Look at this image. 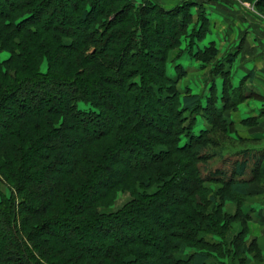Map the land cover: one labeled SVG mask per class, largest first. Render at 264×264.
I'll list each match as a JSON object with an SVG mask.
<instances>
[{"label":"trees","instance_id":"trees-1","mask_svg":"<svg viewBox=\"0 0 264 264\" xmlns=\"http://www.w3.org/2000/svg\"><path fill=\"white\" fill-rule=\"evenodd\" d=\"M193 5L0 0V264L249 263L244 235L227 234L250 219L243 199L264 150L225 152V139L248 141L223 114L254 93L232 87V55L212 65L209 95L180 93L187 69L173 61L217 55L196 47L208 21ZM119 191L132 199L100 213Z\"/></svg>","mask_w":264,"mask_h":264},{"label":"crops","instance_id":"crops-1","mask_svg":"<svg viewBox=\"0 0 264 264\" xmlns=\"http://www.w3.org/2000/svg\"><path fill=\"white\" fill-rule=\"evenodd\" d=\"M157 1L160 3L161 0ZM190 1L194 4L191 8L194 20L196 21L200 11L203 10L205 18L208 21V31L205 39L198 43L196 47L202 50L213 44L217 55L210 63L203 64L200 61H195L188 55V51L185 50L180 58H178L177 63L187 69V76L192 73L189 71L190 68H197L196 72L199 71L200 73L204 68H211V65L217 62L220 63L225 57L232 55L233 62L230 66V82L232 87L237 88L244 82L245 89L243 93L260 91L264 95V4L257 5L256 0L251 2L243 0ZM180 2L181 0H164L161 4L166 8H173L180 4ZM196 47L193 49V52ZM183 62L187 63V65L181 64ZM214 82L218 95V93H221L223 81L216 79ZM186 89L191 90L194 94H198L190 87ZM250 98H247L241 104H244ZM227 115H230L229 111H225L223 114L224 120L228 123ZM244 115L238 119L230 120L228 124L235 127H251L252 125H245L244 122H255V125L250 129L254 131L253 133L247 129L249 133L247 132L244 135L238 131L237 135L248 142H263L264 108L253 110ZM258 149L264 150V146ZM247 197L248 199L244 207L248 210L250 219L247 220L249 234L248 238H246V244H256L258 252L257 254H254V252L244 254L243 258L248 260V264H264V184L250 183ZM232 209L233 211L229 212L235 213L236 206ZM234 227L233 230L235 229L238 232L241 229L239 225H235ZM234 264L239 263L235 261Z\"/></svg>","mask_w":264,"mask_h":264},{"label":"rangeland","instance_id":"rangeland-1","mask_svg":"<svg viewBox=\"0 0 264 264\" xmlns=\"http://www.w3.org/2000/svg\"><path fill=\"white\" fill-rule=\"evenodd\" d=\"M132 1L135 4H138V3L140 4L142 2V0H132ZM155 1H157V0H155ZM163 1L164 0H161L160 3L158 1L157 2L165 9H172V8L164 7L161 4V2H163ZM170 1H172V0H170ZM183 1L184 0H181L180 4ZM170 7H171V5H170ZM167 35H168V31L164 32L161 36L156 37V41L161 42L162 39L164 37H166ZM186 45H187V41L185 39H183V42L181 43L180 48L174 50L171 53V56H170L171 60H169V62L167 63V72L169 73V75L172 76V75L175 74V72L173 71L174 70L173 69L174 63L178 60L177 56L180 55L179 52L180 51L183 52L186 49ZM7 57H8L7 53H1L0 54V62L5 60ZM175 59H177V60H175ZM183 59H184V57H183ZM172 60H175V61H173L174 63H171ZM181 64L187 65V63H185V62H183ZM213 66L211 68L210 67L209 68L207 67V68H204V69L202 68L203 70L200 73H199V71L196 72L197 68H195V69L190 68L189 71L192 72V73L188 74V76L184 77L177 84V88L179 89L180 93H183L186 90V88L190 87L191 89H193L196 93H198L201 96L209 95V89L208 88H210V86L212 84V80H213L210 72L212 71ZM40 70H41V73H44L46 71V63L45 62H43V64L41 65ZM263 83H264V78H263ZM256 92L254 91V94H252L251 98L248 99V101H246L244 104H241L236 109H233V110L229 111L230 115H227L228 116L227 117L228 123L230 122V120L238 119L239 117L245 116L244 114H247L248 112H252L253 110H258V109L260 110V109L264 108V95H262V93H260V91H256ZM219 94L220 93H218V95ZM219 104H220V102H219ZM254 125H255V122L252 124V126H254ZM251 127H249V126L248 127L247 126H245V127L244 126L235 127L234 125H231V129H232L233 132L230 133V137L232 139H234L235 138L234 135L235 134L237 135L238 131H240L241 134L245 135L248 132L247 129L250 130ZM199 128H200L199 125H197L196 129H195V133H198V129ZM237 128H239V130H237ZM251 132L253 133L254 131H251ZM224 142L228 144V145L225 144V147L228 148V149H225V152H235V151L242 150V149H245V148H248V147H253V148H257L258 149V148H261L262 146H264V141L263 142H259V143L258 142H254V141L248 142V143H237V142L232 141L231 139H229V140L225 139ZM207 164L212 169H217V168L221 167V161L220 160H215V161L212 160V161H209ZM254 183L264 184V177L263 178L262 177L258 178V180L255 181ZM218 188L220 189L219 186H217L215 188V193H216ZM4 192H5V194H8V192L5 189H4ZM219 198H220V195H218V197H217L218 203H220ZM131 199H132V197H131V195L128 192L119 191V192H117L112 204L110 206H108V207L100 208L99 211H100V213H105V214H107V213H112V214L117 213ZM247 199H248L247 196L243 199V201H244L243 202V207L245 206V203H246ZM235 206H236L235 213H230L229 211H233L232 208H234ZM237 210L238 209H237V202L236 201L231 199L229 201H226L225 203L223 202V211L226 212L228 215L234 216L236 214ZM247 223H248V221H242V217L240 216L237 221H234L230 225V230H229V232L227 234V238H228L229 241H231L234 237H237L239 234L242 233L244 235L245 248L247 249L245 254L252 253V252H254V254H257L258 249L256 247V244H254V243H252L250 245L246 244V241H247L246 238H248L247 236L249 234ZM235 225H239L240 226L241 229H240L239 232L235 231V229L233 230V227ZM258 257H260V256L258 255ZM223 262L225 264H234L230 260H227V259H224Z\"/></svg>","mask_w":264,"mask_h":264}]
</instances>
